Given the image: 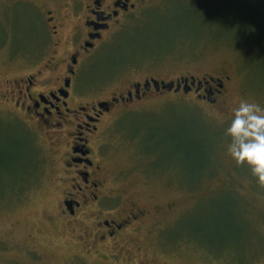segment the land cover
I'll list each match as a JSON object with an SVG mask.
<instances>
[{
  "label": "rangeland",
  "instance_id": "obj_1",
  "mask_svg": "<svg viewBox=\"0 0 264 264\" xmlns=\"http://www.w3.org/2000/svg\"><path fill=\"white\" fill-rule=\"evenodd\" d=\"M30 1L69 0H0V264H264V188L227 155L224 135L239 100L264 107V37L254 47L264 0H148L83 57L80 104L134 96L103 116L91 143L113 197L101 218L88 205L63 213L73 127L45 129L16 104L15 83L39 71V89L55 88L76 45L69 8L57 37ZM206 75L229 78L217 104L154 86L136 97L147 80ZM135 207L146 214L123 238L97 240L99 220Z\"/></svg>",
  "mask_w": 264,
  "mask_h": 264
},
{
  "label": "flooded vegetation",
  "instance_id": "obj_2",
  "mask_svg": "<svg viewBox=\"0 0 264 264\" xmlns=\"http://www.w3.org/2000/svg\"><path fill=\"white\" fill-rule=\"evenodd\" d=\"M147 1L72 0L71 2L69 0L66 5L60 6V9L48 6L45 8L35 3L36 1H30L38 12L42 13L46 28L52 30L53 36L58 37L63 28L60 18L63 8H69L75 19L71 37L76 45L69 56L61 61L66 62V66L65 74L58 78V85L45 92L41 88L39 89L40 85L39 87L37 85L39 82L37 76L41 74L39 71L37 75L23 78L14 86L18 97H21V100H18L16 104L24 108L22 112L30 120H34L45 129L51 130L62 129L65 124L73 127L67 132L68 142L66 143L68 146L63 159L64 173L67 174L65 176L72 182V185L61 202L63 213L70 217H76L82 210L86 211L88 206H94L98 209L95 215L99 218H101L105 208L108 211L111 210L109 208L113 205L111 204L113 197L104 190L105 182L102 180L104 175L98 159L101 155L96 152L91 143L102 137L99 133V125L102 124L103 116L111 111L114 104L119 101L125 102L134 99L133 93L129 92L127 98L121 96L120 98H113L111 101L98 102L90 107H88L89 104L82 105L74 95V78L77 76L78 67L82 64L83 57L94 51L106 34L114 31V28L121 23L120 19L123 16L134 13L140 4L144 5ZM55 44L58 45L59 42H55ZM184 79H188L189 84H191L189 78L185 77ZM227 79H229L227 76L206 75L201 78L196 77V82L201 81L202 84L192 86L188 92L195 91L202 101L217 104L219 96L224 92ZM145 84L143 86L141 83L136 84L137 98L142 96L143 88L145 92L152 89L153 85H151L150 90H147ZM180 90H184L183 83ZM22 100L24 102L21 104ZM106 103L107 105L102 106ZM145 214L146 211L135 207L128 215H124L119 220L114 218L99 220L97 222L99 228L96 234L97 240L105 244L123 238L134 222L143 218Z\"/></svg>",
  "mask_w": 264,
  "mask_h": 264
},
{
  "label": "clouds",
  "instance_id": "obj_3",
  "mask_svg": "<svg viewBox=\"0 0 264 264\" xmlns=\"http://www.w3.org/2000/svg\"><path fill=\"white\" fill-rule=\"evenodd\" d=\"M224 130L226 153L238 167H247L259 187L264 188V107L241 99L230 109Z\"/></svg>",
  "mask_w": 264,
  "mask_h": 264
},
{
  "label": "water",
  "instance_id": "obj_4",
  "mask_svg": "<svg viewBox=\"0 0 264 264\" xmlns=\"http://www.w3.org/2000/svg\"><path fill=\"white\" fill-rule=\"evenodd\" d=\"M182 83L184 84V90L185 92H188L189 90H191L192 86H200L202 84L201 81H199L198 83H196V79L192 78V82L191 84H189V80L188 79H183L182 82L178 81V82H159L157 80H152V81H147L145 84V88L147 90H150L151 85H153L155 87L156 90H160L161 88L163 89H167V90H173L175 89L176 91H179L182 87ZM102 105V104H101ZM106 104H103L102 106H105Z\"/></svg>",
  "mask_w": 264,
  "mask_h": 264
},
{
  "label": "trees",
  "instance_id": "obj_5",
  "mask_svg": "<svg viewBox=\"0 0 264 264\" xmlns=\"http://www.w3.org/2000/svg\"><path fill=\"white\" fill-rule=\"evenodd\" d=\"M256 35H255V38H256V40L254 41L255 42V45H254V47H258V48H260V46H261V44H262V40H263V37H264V27L263 28H260L259 30H258V34L257 33H255ZM263 48V47H262ZM261 48V49H262Z\"/></svg>",
  "mask_w": 264,
  "mask_h": 264
}]
</instances>
